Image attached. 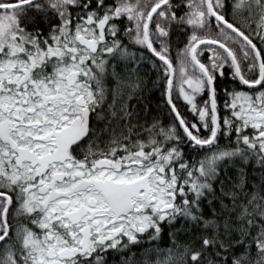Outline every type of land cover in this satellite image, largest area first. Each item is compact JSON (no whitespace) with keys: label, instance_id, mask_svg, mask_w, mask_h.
<instances>
[{"label":"snow or ice","instance_id":"obj_1","mask_svg":"<svg viewBox=\"0 0 264 264\" xmlns=\"http://www.w3.org/2000/svg\"><path fill=\"white\" fill-rule=\"evenodd\" d=\"M0 264H264V0H0Z\"/></svg>","mask_w":264,"mask_h":264}]
</instances>
